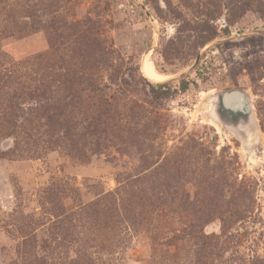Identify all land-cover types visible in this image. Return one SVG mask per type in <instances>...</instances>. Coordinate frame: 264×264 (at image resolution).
<instances>
[{
	"label": "rangeland",
	"instance_id": "1",
	"mask_svg": "<svg viewBox=\"0 0 264 264\" xmlns=\"http://www.w3.org/2000/svg\"><path fill=\"white\" fill-rule=\"evenodd\" d=\"M0 264H264V0H0Z\"/></svg>",
	"mask_w": 264,
	"mask_h": 264
},
{
	"label": "flooded vegetation",
	"instance_id": "2",
	"mask_svg": "<svg viewBox=\"0 0 264 264\" xmlns=\"http://www.w3.org/2000/svg\"><path fill=\"white\" fill-rule=\"evenodd\" d=\"M237 92L240 94H236ZM241 94L243 98L248 97L244 90L234 88L218 94L213 99L211 111H214L215 115L222 123L237 125L239 123L245 124L248 122L250 118V110L246 109V103L249 102V98L247 101L243 98L240 99L239 95ZM229 97H234V100L230 102V108H227L223 106V103L226 102Z\"/></svg>",
	"mask_w": 264,
	"mask_h": 264
},
{
	"label": "trees",
	"instance_id": "3",
	"mask_svg": "<svg viewBox=\"0 0 264 264\" xmlns=\"http://www.w3.org/2000/svg\"><path fill=\"white\" fill-rule=\"evenodd\" d=\"M30 61H31L29 63L30 66L28 69L24 70V74L29 71L30 72L29 74L32 76V78H34L33 83H35L37 78H40L43 80L45 76H48L51 73V70L49 69V66L47 65L46 60L44 62V59L41 56L34 57V58L30 59ZM84 62H85L84 66H86V67L91 68L93 66V64L90 62H87V61H84ZM81 68L82 69L84 68L83 65L81 66ZM88 85L90 86L91 82H88ZM181 87L184 88L185 86H181ZM95 90L101 91V89H99V88H96ZM167 95L168 94L165 95V92H164L162 97H166ZM97 106L99 107L100 103L97 104ZM103 132L107 133V130L104 129ZM123 133H124V131L120 130L119 127H116V128L114 127L113 131L111 132V134L115 138H117L118 135L123 134Z\"/></svg>",
	"mask_w": 264,
	"mask_h": 264
},
{
	"label": "water",
	"instance_id": "4",
	"mask_svg": "<svg viewBox=\"0 0 264 264\" xmlns=\"http://www.w3.org/2000/svg\"><path fill=\"white\" fill-rule=\"evenodd\" d=\"M199 55L198 54L196 56V61L199 59ZM236 94H240V93H236ZM239 98L242 99L243 96L242 94L239 95ZM246 101L248 100V97L243 98ZM234 100V97H229L228 100H226V102L223 103V106L230 108V102H232ZM246 109L250 110V118L248 120L247 123L242 124L239 123L237 125H233V124H227V123H222L218 117L215 115L214 111H211V114L213 115V117L215 118V120L219 123V124H223L227 129L231 130L232 132H234L236 135H238L240 138L245 139L246 136L248 135V131L249 129L252 127V125H254V120H253V115H252V111H251V104L249 102L246 103Z\"/></svg>",
	"mask_w": 264,
	"mask_h": 264
},
{
	"label": "bare ground",
	"instance_id": "5",
	"mask_svg": "<svg viewBox=\"0 0 264 264\" xmlns=\"http://www.w3.org/2000/svg\"><path fill=\"white\" fill-rule=\"evenodd\" d=\"M142 72L143 75L151 81L160 82L165 78V75L158 72L150 62L145 64Z\"/></svg>",
	"mask_w": 264,
	"mask_h": 264
}]
</instances>
